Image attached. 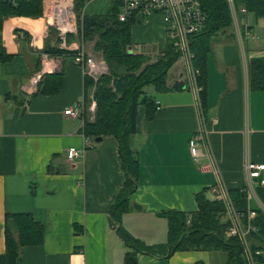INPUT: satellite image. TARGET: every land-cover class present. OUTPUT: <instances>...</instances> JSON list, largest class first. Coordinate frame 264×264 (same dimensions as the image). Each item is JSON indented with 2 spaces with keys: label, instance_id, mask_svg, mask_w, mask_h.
<instances>
[{
  "label": "crops",
  "instance_id": "0c3cea01",
  "mask_svg": "<svg viewBox=\"0 0 264 264\" xmlns=\"http://www.w3.org/2000/svg\"><path fill=\"white\" fill-rule=\"evenodd\" d=\"M110 1L88 0L82 12L106 14ZM249 14H238L239 23L251 34L243 51L232 28L229 38L212 41L205 107L192 84L171 89L180 72L169 89L151 95L160 106L150 119L144 105L136 109L132 147L139 162L138 184L121 224L142 242L166 243L162 211H194L196 192L207 188L206 195L214 198L211 187L218 181L226 190L240 189L246 184L244 162L264 163V91L250 90L247 81V60L264 56V17L250 19ZM133 20L130 36L138 52L159 53L166 35L161 15L144 19L136 13ZM41 26L38 19L10 16L0 30V53L11 54L0 62V264H5L6 214L16 212H28L46 226L42 244L20 248L18 264H123L129 249L109 223V207L123 175L117 141L110 136L99 142L86 137L84 121L63 112L85 98L84 73L74 62L77 41L65 48L71 53L57 55L62 74L45 82L53 88L60 78L56 91L41 93L30 84L39 68V52L62 47L50 34L43 40ZM85 47L84 43L83 51L92 57ZM200 113L208 137L200 159L210 164L205 170L188 148V140L202 125ZM70 147L81 150L74 161L65 156ZM238 206L245 211L264 209V185L254 183ZM8 225L15 233L10 221ZM165 252H138L137 264H223L211 251L181 250L169 256Z\"/></svg>",
  "mask_w": 264,
  "mask_h": 264
},
{
  "label": "trees",
  "instance_id": "16d2710c",
  "mask_svg": "<svg viewBox=\"0 0 264 264\" xmlns=\"http://www.w3.org/2000/svg\"><path fill=\"white\" fill-rule=\"evenodd\" d=\"M87 1L73 0L76 33L66 32L65 42L70 44L75 38L82 42H92L93 50L101 55L108 67L107 72L100 74L96 79L88 75L84 76L85 96L88 95V89L94 86L95 108L93 119H84L83 133L89 138L110 136L117 141L123 175L122 183L109 207V223L129 249L125 252L123 264H137L138 252L155 255L159 250L166 251L167 256L181 250L223 251L226 254V264H247L238 237L227 232L229 221L225 218L224 203L209 198L206 195L207 188L194 194L196 210L189 212L166 210L160 213L167 219L165 244H145L122 227V215L131 210L130 195L138 184L139 162L137 152L132 147V137L136 133V109L138 105H144L146 117L148 119L152 117L156 110V102L153 96L145 93L144 87L152 85L156 92L169 89L166 84L167 73L176 62L178 53L168 41L161 45L159 54L153 61L150 60V54L133 51L134 44L130 36L133 17L126 21L117 19L119 11L117 0L110 1L106 14H83V7ZM199 1L205 15V23L203 29L192 37L190 45L194 53L193 64L198 70L199 97L201 105L205 107L206 65L211 44L216 34L233 29V22L226 0ZM233 2L236 6H245L246 14L250 13L255 18L264 17V0H233ZM10 16L42 18V0H0V30L4 20ZM242 28L243 35L245 29L250 32L249 27ZM60 41L61 39L57 37L56 43ZM45 51L51 55L71 53L70 50L60 47L46 48ZM10 57L11 54L3 50L0 53V62ZM143 63L145 64L142 66ZM61 74V71L45 74L38 83L37 91L41 93L56 91L61 84L60 78L55 80L53 88L47 87L45 82L47 78ZM247 81L250 90L264 91V56L251 57L247 60ZM228 194L235 210L246 212L238 208L239 200L245 192L237 188L228 190ZM254 211L255 216L251 219V223L256 229L249 233L248 240L253 251L264 252V209L259 208ZM9 221L13 224L16 234L10 229ZM45 231L46 226L35 220L28 212L6 214L5 264H18L20 248L42 244ZM257 261L259 264L264 263V254L258 255ZM194 264L204 263L197 261Z\"/></svg>",
  "mask_w": 264,
  "mask_h": 264
},
{
  "label": "built area",
  "instance_id": "2783aa9c",
  "mask_svg": "<svg viewBox=\"0 0 264 264\" xmlns=\"http://www.w3.org/2000/svg\"><path fill=\"white\" fill-rule=\"evenodd\" d=\"M56 0H52L50 3H54ZM119 4V11L117 13V19L119 21H126L133 17L134 14H140L144 19L149 15L159 14L162 17L166 40L170 41L172 46L178 53L176 61H179L183 68L181 71L182 79L186 85L192 84L195 90L199 92L200 87L197 84L198 70L194 67L193 57L194 53L191 50L190 42L192 37L200 32L205 23V15L202 10L199 0H117ZM232 17L233 31L236 38V42L240 49L243 51V39L245 36L251 35L250 32L245 29V35L242 34V27H247L246 24H240L238 21V14H246V8L243 5H235L233 0H226ZM43 15L47 26L52 27V24H57L55 15H52V21H48L46 11L49 9V0H42ZM53 6V5H52ZM50 6V9L52 8ZM73 0H71L70 11L72 13V19L75 23V13H73ZM43 18V16H42ZM58 38L61 39V48H66L69 44L65 42L66 32L76 33V27L73 29H59ZM44 36H47V32H43ZM78 47L74 56V62L82 67L84 76L88 75L96 79L100 74L107 72V65L102 57L95 58L94 56H87L83 51V42L78 38H75ZM73 41V42H74ZM72 43V42H71ZM70 43V44H71ZM39 68L30 76V84L32 86H38L43 76L48 73H57L61 71L62 62L61 58L57 55H51L47 51H40L39 54ZM158 103V102H156ZM94 106V102H93ZM91 107L92 112L94 111ZM160 105L156 104V108ZM84 98L72 104L66 108L63 112L73 118H80L84 121ZM202 118V125L194 132V134L188 140V148L190 155L196 164L203 170L210 167L208 163H202L201 157L203 155V149L208 147L207 128L205 125L204 117L200 113ZM81 150L76 147H70L66 150L65 156L68 161H74L80 156ZM244 171L246 175V184L240 188V191L248 193L253 184L257 183L264 185V163L253 162L247 159L244 162ZM214 194V198L222 201L225 204V218L228 223V234L237 236L242 244L243 255L247 264H259L257 256L262 254L260 250L253 251L250 248L248 235L251 231L255 230V226L251 223V219L255 216L254 210H247L245 213L238 212L232 205L228 190H226L219 181L211 187ZM264 264V263H261Z\"/></svg>",
  "mask_w": 264,
  "mask_h": 264
},
{
  "label": "rangeland",
  "instance_id": "374dc122",
  "mask_svg": "<svg viewBox=\"0 0 264 264\" xmlns=\"http://www.w3.org/2000/svg\"><path fill=\"white\" fill-rule=\"evenodd\" d=\"M106 2H107V4L109 3V0H105ZM52 8H54L53 6H52ZM53 10V9H52ZM51 10V11H52ZM73 10V9H72ZM54 12V11H53ZM46 13H47V17H48V12L46 11ZM73 13H75L74 12V10H73ZM105 13V12H104ZM45 17H44V15H43V18H41V19H38V22H40L41 23V25L43 26H41V29L43 30V32L44 31H46L47 32V36L46 37H44L43 38V40L44 39H46L48 36H49V34L52 36V37H58V33H59V29H61L60 27H58L56 24H52L51 26V29L49 30V28H48V26H47V22L45 21V19H44ZM249 18L251 19V18H253V15L252 14H249ZM28 21H29V19H28ZM28 21L27 20H25V24H27L28 23ZM30 21H33V20H30ZM47 23V24H46ZM76 25H77V23H76V16H75V23H74V28L76 27ZM231 28V27H230ZM73 29V28H72ZM232 30V29H231ZM230 29L229 30H226V31H224V32H220V33H218V34H216L215 35V38H214V40H218V39H227V38H229L230 36H232V31H231ZM231 32V33H230ZM164 41L165 42H163V43H161V45H163V44H165L166 43V41H168V40H166V36H165V38H164ZM168 42H170V41H168ZM85 43V48H87L88 49V51L91 53V55H93V56H97L98 55V52H95L94 50H93V43L92 42H84ZM83 43V44H84ZM245 44H246V39H243V46H245ZM138 46L137 45H133L132 46V50L133 51H139V48H137ZM159 53H153L152 55H150V57H151V61H153V60H155L156 59V57H157V55H158ZM209 56V55H208ZM97 57H100V56H97ZM209 57H212V55L210 54V56ZM145 63H143L142 64V66L144 65ZM182 68H183V66H182V64L179 62V61H176V62H174V64L170 67V69H169V71H168V73H167V79H166V84H167V86L169 87L171 84V82H172V80H174V78L177 76V73H180L181 71H182ZM107 70H108V67H107ZM135 72H137V71H135ZM178 79V78H177ZM169 83V84H168ZM186 88V87H185ZM184 88V89H185ZM93 89H94V86L93 87H90L89 89H88V96H85V98H84V112H83V117H84V119H93V113H94V111L92 112V110H91V107L93 106V102H94V106H93V109L95 108V101L93 100ZM144 91H145V93L146 94H148V95H153L154 93H160V92H156L155 91V89L153 88V86L152 85H147V86H145L144 87ZM210 196H211V194H209ZM225 205V204H224ZM234 207V206H233ZM176 234H177V231H176ZM145 243V242H144ZM145 244H147V243H145ZM160 251H162V250H159L158 251V253L160 252ZM213 254H218V256H221V258L223 259V264H225V259H226V255H225V252H223V251H211ZM215 264H218L217 262L215 263Z\"/></svg>",
  "mask_w": 264,
  "mask_h": 264
},
{
  "label": "bare ground",
  "instance_id": "6f19581e",
  "mask_svg": "<svg viewBox=\"0 0 264 264\" xmlns=\"http://www.w3.org/2000/svg\"><path fill=\"white\" fill-rule=\"evenodd\" d=\"M50 2H52V0H49V6H48L49 9L47 10L48 21H52V15L54 14L57 20V24L59 25L61 29L66 30V29L73 28L74 21L72 19L73 16L70 11L71 0H56L53 4ZM52 5L54 8L50 9V6ZM23 21L21 20L20 22H23Z\"/></svg>",
  "mask_w": 264,
  "mask_h": 264
},
{
  "label": "water",
  "instance_id": "95a60500",
  "mask_svg": "<svg viewBox=\"0 0 264 264\" xmlns=\"http://www.w3.org/2000/svg\"><path fill=\"white\" fill-rule=\"evenodd\" d=\"M185 87H186V83L183 81L182 75L179 74L178 79L173 83V85L171 86V89L178 90V89H184ZM101 139L102 137L99 136V137H96L94 140L96 142H99L101 141Z\"/></svg>",
  "mask_w": 264,
  "mask_h": 264
}]
</instances>
